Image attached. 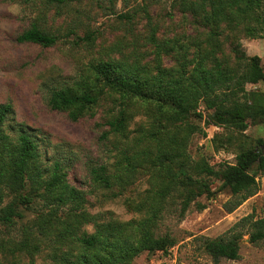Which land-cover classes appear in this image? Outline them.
Returning <instances> with one entry per match:
<instances>
[{
  "label": "trees",
  "instance_id": "obj_1",
  "mask_svg": "<svg viewBox=\"0 0 264 264\" xmlns=\"http://www.w3.org/2000/svg\"><path fill=\"white\" fill-rule=\"evenodd\" d=\"M66 5L68 0H46ZM172 8L189 15L195 24L208 30L206 39L192 42L158 39L159 26L148 16L146 44L156 48V66L149 70L136 55L134 61L108 59L90 67L72 84L53 88L49 106L68 112L78 121L99 105L109 94L119 95L122 103L140 99L157 103L172 123L198 113L203 105L213 111L217 124L245 129V121L264 120V96L250 93L248 84L264 82V69L259 56L248 57L241 42H233L231 61L218 56L220 37L228 29L242 30L252 39L264 38V0H170ZM132 21V17H124ZM224 27V28H223ZM229 39V36L225 37ZM18 41L45 47L56 45L60 37L41 30L36 24ZM94 43L93 34L77 37L75 45ZM204 44L206 46H204ZM190 47L195 51L190 56ZM162 53H175V65L166 67ZM167 108V109H165ZM11 104L0 105V264H19L21 256L45 254L51 264H131L143 252L166 253L175 245L170 237L156 236L160 213L169 199L181 201V215L200 197H213L212 179L223 182L231 199L225 204L234 212L260 190L259 176H264V153L248 149L237 156L236 164H221L218 169L205 159L189 155L192 131L158 137L155 131L133 141L120 151L121 158L111 172L106 164L92 169L95 185L114 191L121 197L137 181L139 169L149 167L162 179L147 201L150 216L141 220L121 221L111 212L90 213L86 208L87 192L73 186L68 172L56 162L52 167L40 165L36 138L23 128L14 140L4 131L13 114ZM131 116L126 108L107 120L103 138L125 136ZM146 143L140 149V144ZM199 209L204 206L199 204ZM93 225L94 232L86 230ZM239 226H242L238 228ZM249 228L250 242H264V218L244 217L224 236L204 239V248L214 264L222 259L240 258L243 232Z\"/></svg>",
  "mask_w": 264,
  "mask_h": 264
},
{
  "label": "rangeland",
  "instance_id": "obj_2",
  "mask_svg": "<svg viewBox=\"0 0 264 264\" xmlns=\"http://www.w3.org/2000/svg\"><path fill=\"white\" fill-rule=\"evenodd\" d=\"M124 17H132L129 21ZM150 16L159 26L158 39H178L192 42L206 39L208 30L197 26L189 15L174 10L170 0H68L66 5L46 0H0V105L11 104V114L4 125L5 134L16 139L20 129L36 138L42 167L59 162L68 172L71 184L87 192L86 208L92 214L111 212L121 221L141 220L150 216L147 201L149 191L154 192L162 183L158 174L149 167L139 169L137 181L118 198L114 191L95 185L92 169L106 164L111 172L121 158L125 146L149 136L170 133L185 134L192 131L188 153L195 160L205 159L218 169L221 164H236L237 156L248 149L264 153V120L247 119V127L217 124L213 111L203 105L198 113L184 121L172 124L157 103L140 99L122 103L119 95L109 93L78 121L68 112L55 111L49 106L53 88L72 85L82 73L100 61L125 59L134 61L136 55L145 54L142 63L149 70L156 66V48L146 44L147 22ZM36 24L41 30L60 37L51 47L19 42L18 37ZM224 28V27H223ZM93 34L94 43L74 44L77 37ZM229 36V39L225 37ZM241 42L248 57L259 56L264 69V38L252 39L242 30H225L220 37L221 51L231 61L233 42ZM204 46H206L204 44ZM195 47H190V56ZM164 66L175 65V53L160 55ZM247 91L264 96V82L248 84ZM126 108L131 116L125 136L103 138L109 129L107 120ZM167 109V108H165ZM146 143L140 144V149ZM259 192L229 213L225 204L231 199L223 182L212 179L213 197L197 198L181 215V201L169 199L160 213L156 236H168L175 245L166 253L143 252L131 264H214L204 248V239L224 236L244 217L264 218V176H259ZM199 204L204 209H199ZM242 226H239L240 228ZM86 230L93 233V225ZM243 232L240 258L222 259L219 264H264V242H250L249 228ZM19 264H51L45 254L36 257L21 256Z\"/></svg>",
  "mask_w": 264,
  "mask_h": 264
}]
</instances>
